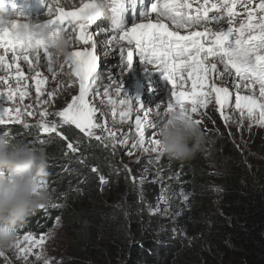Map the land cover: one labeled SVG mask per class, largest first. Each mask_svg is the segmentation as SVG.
<instances>
[{
  "label": "trees",
  "instance_id": "obj_1",
  "mask_svg": "<svg viewBox=\"0 0 264 264\" xmlns=\"http://www.w3.org/2000/svg\"><path fill=\"white\" fill-rule=\"evenodd\" d=\"M224 126L209 129L195 158H162L161 183L142 185L128 174L115 196L120 210L104 189L115 184L112 148L71 125L61 126V137L0 126L45 149L43 180L60 205L36 210L17 235L44 233L62 216L74 256L59 264H264V127L246 119ZM101 177L110 183L102 186ZM153 194L164 199L161 209ZM69 204L76 209L64 213Z\"/></svg>",
  "mask_w": 264,
  "mask_h": 264
},
{
  "label": "snow or ice",
  "instance_id": "obj_2",
  "mask_svg": "<svg viewBox=\"0 0 264 264\" xmlns=\"http://www.w3.org/2000/svg\"><path fill=\"white\" fill-rule=\"evenodd\" d=\"M129 3L134 9L137 0H111L112 21L110 31L113 33L107 43L115 46L120 53L121 64L131 67L134 55L138 56L141 62L154 64L163 73V78L172 86L171 99L166 105V115L172 111H178L182 116H187L197 126L201 119H194L193 116H203L201 109L207 108L213 97L217 111L221 112V118L227 123L234 119L225 115L222 110L232 107L233 93L228 85L229 78L232 79L235 88L234 107L240 113L242 122L245 118L249 124L255 123L264 127V0H259L253 5L251 0H218L209 5V0H203L192 11L193 5L189 0H155L148 11L140 13L141 22L132 20L131 27L124 23L123 14ZM237 5L243 7L246 18L241 17L235 11ZM94 6V0H80L78 6L72 10H66L54 0L53 6L48 8L45 26L52 29L56 34H64L74 42L83 45H91L83 49L73 47L71 59L66 63L53 65L51 54L48 48L40 40H35L33 45L35 53L29 50L20 41L14 38V30L17 24L13 22L10 27L0 28V48L5 54L0 55V69L10 73L15 68V86L9 83L8 76H0V81L8 87L7 100L13 101L16 94L22 103L29 95L30 85L25 72L21 70L17 61H24L27 71L34 73L31 76L35 87V102L21 108L0 107V126L15 123L22 125L25 129L30 125L27 118L36 116L37 120L32 127H35L41 134L61 135L59 129L62 125H74L86 137H94L96 140H110L113 146L118 143L123 146L129 143L126 135L118 137L112 129L98 122L96 113L98 109L91 103L89 96L98 87V57L96 54V43L94 34L89 29L98 19L89 13ZM213 13L209 16V13ZM153 14L155 19L153 20ZM239 18L238 26L234 22ZM165 21H170L175 29H185L184 34L178 30H170ZM215 22L216 29L207 25ZM227 27H223L224 23ZM203 30H198V29ZM102 32L106 30L101 29ZM11 51L12 64L6 62V55ZM46 61L47 71L55 77V67L61 70L67 66L69 72V87L76 78L79 85L78 95L71 96L66 106L57 111H49L53 105L56 93L48 91L46 94L42 86L46 77L41 78L40 68ZM222 65V69L218 67ZM234 74V75H233ZM23 81V83H22ZM190 81V89L185 85ZM112 86L117 96L121 95L122 84L113 79ZM258 86V95L256 87ZM177 89H180L177 91ZM244 93V94H242ZM107 95V92H105ZM127 98L117 100L109 99L112 106V115L119 113L120 121H126L133 111L135 116V131L137 139L132 143L131 149L145 148V130L155 128L156 125L148 119L147 113L141 118L140 112L143 105L139 98ZM132 100L135 103L131 102ZM137 105H140L137 108ZM14 112V115L11 113ZM246 113V116H245ZM258 114V115H257ZM55 117L58 119H49ZM96 129H101V135L96 134ZM108 135L104 136L103 133ZM0 136H11L10 131L0 128ZM44 141L41 139L40 143ZM152 151L160 153V142L152 139ZM71 151L76 148L72 143L67 145ZM128 151L132 155V150ZM97 171L96 168L92 169ZM103 177L101 181L103 182ZM40 185L48 190L44 180ZM51 207H59L58 204H49ZM47 205V206H49ZM42 206L40 209H45ZM45 236L39 239L32 235H24L23 241L19 238L16 244V254L22 260H28L30 255H35L40 261V252L33 253L34 248L43 246ZM8 264V257L0 253ZM42 264H50L49 258L43 259Z\"/></svg>",
  "mask_w": 264,
  "mask_h": 264
},
{
  "label": "rangeland",
  "instance_id": "obj_3",
  "mask_svg": "<svg viewBox=\"0 0 264 264\" xmlns=\"http://www.w3.org/2000/svg\"><path fill=\"white\" fill-rule=\"evenodd\" d=\"M258 0H251V3L253 5L258 4L256 3ZM194 8L198 7L193 5ZM47 12L44 11L42 15H46ZM243 17L246 18V13L243 12ZM33 18H37L33 17ZM141 22V21H139ZM239 18L237 19L236 22H234V27L238 26ZM100 26L98 27V30H95L96 27H93L89 29L90 32H93L94 34V41L96 44H99L100 41L102 40L105 44L107 43L108 39L110 37L108 36L107 32L105 34H99L98 31L100 29H103L101 26V22L98 23ZM127 27H131V23L126 24ZM174 27V26H173ZM223 27H227V23L225 22L223 24ZM181 34H184L185 30L179 29ZM198 30H203V29H198ZM213 30H215L213 28ZM97 35V36H96ZM76 49H83L85 47H91V45H83L80 44L79 42L74 46ZM96 54L98 57V87L94 90V92L89 96V100L91 103L98 109L96 116L98 119V122L101 124L106 125V127L112 129L113 132L118 137H121L123 135H126L129 143L126 145L121 146L118 141L115 146L111 143L110 140H101L98 141L94 137H88L91 140H94V142L99 143L101 146L106 148H112L111 154L115 157L113 159V163L111 165V168L115 171H113L115 178V184L112 181V183L108 186H105L106 184L110 183L107 178L103 179L102 186H105L104 189H106V200L109 201L113 204V206L117 209L120 210L123 207H121L119 204H115L116 199L115 196H118L117 194H122L123 193V187L122 185L124 184L126 179H128V174L133 176L134 178L138 181H142V185L145 183H161L162 180H160L162 173L164 171H160V166H158V162L162 160V158H166L167 160L169 159L167 156L163 155L161 152H153L152 147L153 145L150 143L152 139H157V130L158 127L164 122L165 117H166V105L171 99V96L169 97V94L172 91V88L169 89V93L165 90L162 91L161 95H159L156 100H154L149 106L150 109L151 107H158V115L151 116V121L156 125V127L153 128H148L145 130V148L148 149V151H143L139 147L135 149H131V145L135 140L137 139L136 137V131H135V115H133V112L129 116V118L121 122L119 113L117 112L116 116L113 117L112 115V106L109 104V99L117 100V102L120 99H125L127 98L125 94H127L128 97L133 98L135 93L138 98H142L143 96V88H139V83L140 80L141 82H146L147 78L155 79L158 81V84L161 87L168 88L167 87V81L163 78V73L158 70V67L154 64H148L146 61L141 62L140 58L138 56L134 55V60L131 65V67L126 68L121 64L120 60V53L118 49L114 46L113 49H110V51H107V49H102L101 51L99 49H96ZM12 59L11 56L6 57V62L8 63ZM17 63L20 65L21 70L25 72L26 77L27 75L30 74V76L34 75V73L28 72L27 71V65L25 64L24 61L20 60L17 61ZM9 64V63H8ZM219 68L222 69V65H218ZM1 70V69H0ZM41 73H47V78L45 84L42 86L43 91L45 94L48 91H53L56 93L55 100L53 102V105L49 108V111H57L60 108L66 106V103L70 101L71 96L76 94L78 95L79 92V85L78 82H76V78L72 77L71 80L73 81L71 87H69V77L67 73L69 72L67 66L63 70H61L58 66L55 67L54 71L55 74H57V71H60L62 73H59L60 75L57 76L55 80H52L51 78L54 77L53 73H50L47 71L46 67V61L43 62L41 68L39 69ZM144 71V72H143ZM6 76L9 77V82H12V77L10 76L9 73H6ZM137 74V75H136ZM140 76V79H138ZM143 74V76H142ZM234 75V74H233ZM46 76H41V78H44ZM113 79L117 81L118 83L122 84V91L121 95L117 96V94L114 91V87L112 86V81ZM23 82V81H22ZM28 83L30 85V95L25 97L24 101L21 103L19 100V97H16L13 101H10V105L4 102L0 101V107H8V108H15L17 105H19L21 108H23L24 105L27 104H34L35 102V87H34V82L32 79L28 77ZM169 87H172L171 85L168 84ZM230 90L233 93L232 97V107L229 109L222 110L225 115L231 116L234 119L229 120L227 123L221 118V112L217 111V106L215 105L214 102V97L211 101V103L208 105L207 108L201 109L200 112L204 113L203 116L200 115H195L193 116L194 119H201V124L198 125L200 128L202 134H203V141L206 140L207 134L209 131L213 128H216L217 126L223 127L224 129L226 126L224 124H232V125H238L240 124L241 117L240 113L235 110L234 107V97H235V88L233 87L232 79L229 78L228 85ZM186 89H190V81L186 83L185 85ZM180 89H177L179 91ZM256 94L258 95V86L255 89ZM105 92H107V95H105ZM244 94V93H242ZM168 96V97H167ZM163 97L165 99H163ZM131 102L134 103V100ZM159 104V105H158ZM149 106H147L143 111H141L139 114L141 118H143V114L147 113L149 110ZM14 115V112L11 113ZM152 115V113H151ZM258 115V114H257ZM246 116V113H245ZM49 119H58L55 117H49ZM246 119V118H245ZM37 117L36 116H31L27 118V122L29 123L30 127L27 128L29 129L30 132L36 133L40 136H50V137H59L57 135L53 134H41L37 131L35 127H32L36 123ZM247 120V119H246ZM244 121V120H243ZM220 123V124H219ZM14 125H17L15 123H12ZM21 127L22 129H25L22 125H17ZM72 127L75 128L74 125H71ZM218 128V127H217ZM76 129V128H75ZM210 129V130H209ZM78 130V129H77ZM217 131V129H215ZM79 131V130H78ZM96 134L101 135V129H96ZM207 133V134H206ZM216 133H219L218 131ZM104 136H107L108 133L104 132ZM61 137V135H60ZM132 150V155L128 154L129 150ZM101 179V178H100ZM107 180V181H106ZM114 184L112 187L111 185ZM161 192L163 191V185H159ZM141 187V184L140 186ZM143 188V187H142ZM76 192L78 191L75 188ZM80 192V191H78ZM161 202H163L161 204ZM54 202L53 204H55ZM153 204L155 207V210H158L159 208L161 209V206L165 205L164 204V199H157L155 195L153 194ZM47 207H51L50 205ZM76 209V206L69 204L68 206L65 207L64 213L68 211H72ZM161 211V210H160ZM155 212V211H154ZM63 213V215H64ZM74 214V213H73ZM160 216V215H159ZM162 217V216H160ZM63 217H56L54 219V222L52 224V227L49 228L46 232L41 233V234H34V233H25L18 235V237L23 241V236L24 235H32L34 238L39 239L41 236H45V241L42 247L40 248H34L33 253L36 252H41L44 251L47 254V257L49 258L50 264H59L61 261H63L66 258H71L74 256L72 253V249H70V244H71V235L66 229V226L64 224ZM8 257V264H30L31 261H36V264H41L40 261L36 260L35 255H30L28 257V260H22L19 258L16 254V252L9 251L6 253ZM0 264H5L4 258L0 257Z\"/></svg>",
  "mask_w": 264,
  "mask_h": 264
},
{
  "label": "clouds",
  "instance_id": "obj_4",
  "mask_svg": "<svg viewBox=\"0 0 264 264\" xmlns=\"http://www.w3.org/2000/svg\"><path fill=\"white\" fill-rule=\"evenodd\" d=\"M10 0H0V28L17 24L14 38L35 53L33 45L40 40L48 48L53 65L71 59L74 42L64 34H56L45 22L34 21L28 15L11 11ZM89 13L111 24V0H94ZM157 139L161 153L172 160L195 158L203 142L200 128L187 116L172 111L158 127ZM47 154L43 147L29 144L13 136H0V253L16 251L17 228L36 210L52 203V193L41 187L47 175ZM47 257L40 252V262ZM30 264H36L31 261Z\"/></svg>",
  "mask_w": 264,
  "mask_h": 264
},
{
  "label": "bare ground",
  "instance_id": "obj_5",
  "mask_svg": "<svg viewBox=\"0 0 264 264\" xmlns=\"http://www.w3.org/2000/svg\"><path fill=\"white\" fill-rule=\"evenodd\" d=\"M41 1L47 3V5L45 7V11L48 12V8L53 6L54 0H41ZM180 2H182V0H180ZM189 2L192 5H195V7H196V6H199L201 3H203V0H189ZM216 2H218V0H209V5H207V6H210L211 3H216ZM59 3L62 6H64L66 10H72L73 7L79 5L80 0H59ZM194 9L195 8L193 6V9L188 10V11H192ZM47 18H48L47 14L46 15H42L41 14V15L37 16V18L31 17V19H33L34 21H41V22H45L47 20ZM152 18H153V20L155 19V15L154 14H153ZM99 22H101V20H98L96 23L98 24ZM93 27H96V26L94 25ZM93 27H91V28L93 29ZM169 28H170V30H178V31H180L179 29H175L171 25H169ZM95 30H98V27H96ZM97 33L99 35V34H105L106 32H102L101 29H100ZM103 43L104 42L101 40L99 44H96V46H97L96 49H99L101 51L102 49L105 48V49H107V51H110V49L114 48L113 45H110L108 43H105V44H103ZM8 63L12 64L11 61H9ZM56 73L57 74H55V77L51 78L52 80H55L57 78V76L60 75L59 73H62V72L57 71ZM9 74L13 78L15 76V68H12L11 72ZM0 76H6L5 72L2 69L0 70ZM27 76L29 77V79L31 78L30 74H28ZM41 76H46V78H47V73H41ZM140 76L141 75L139 74L138 79H140ZM142 76H143V74H142ZM9 83L12 84L13 87L15 86V80L14 79H12V82H9ZM139 84H140L139 88L140 87L143 88V96H142V98H139L140 103L143 105V110L147 106H149L154 100H156V98L159 95H161L163 90H165V92L167 91V93H169V89L172 88V87H169L168 84H167L168 88L161 87L158 84V81L155 80V79H152V77L151 78L150 77L147 78L145 83L141 82V80H140ZM7 91H8V87L6 85H4V83L2 81H0V101L4 102L6 104L8 103L10 105V101H8L7 98H6L7 97ZM30 92H31V90H29V95H30ZM170 96H171V93L169 94V97ZM16 97H19L18 93L16 94ZM136 97H137V95L135 93L133 98H136ZM163 99H165V98L163 97ZM134 103H135V101H134ZM139 107H140V105H137V108H139ZM158 110H159L158 107L154 106V107H151V109H150V106H149V110L147 111L148 119L151 120V116L155 117L156 115H158ZM151 113H152V115H151ZM135 114H137L136 111H133V115H135ZM144 115H145V113L143 114L142 117H144Z\"/></svg>",
  "mask_w": 264,
  "mask_h": 264
}]
</instances>
